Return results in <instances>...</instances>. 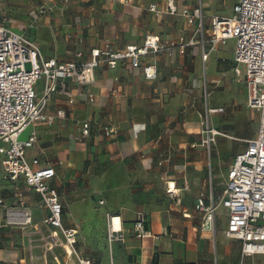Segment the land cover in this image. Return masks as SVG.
I'll return each instance as SVG.
<instances>
[{
    "label": "crops",
    "instance_id": "obj_1",
    "mask_svg": "<svg viewBox=\"0 0 264 264\" xmlns=\"http://www.w3.org/2000/svg\"><path fill=\"white\" fill-rule=\"evenodd\" d=\"M200 1L206 20L220 15L221 0H175L176 14L167 11V0H0V23L27 33L48 59L72 61L82 50L88 60L105 43L122 50L150 35L168 47L146 58L157 67L154 80L129 62L113 70L101 65L89 86L67 80L46 109L52 115L64 110L65 118L35 126L37 142L28 156L55 169L51 185L61 197L63 225L77 231L76 250L92 264H264V255L243 260L241 242L226 236L224 208L213 230L201 227L195 208L202 194L222 196L232 162L221 159L227 140L216 138L213 155L202 145L207 108L224 109L209 120L225 138L251 139L258 131L248 94L239 95L235 79L229 80L233 51L219 46L202 59L201 36L182 14ZM205 84L224 88V97L206 96ZM42 89L40 82L39 94ZM83 122L91 124L88 139L80 138ZM107 124L114 135L104 134ZM0 199V264H79L60 246L47 249L53 229L44 222L48 212L39 194L2 168ZM140 213L146 219L142 239L133 230ZM107 214L121 217L124 242L109 243Z\"/></svg>",
    "mask_w": 264,
    "mask_h": 264
},
{
    "label": "built area",
    "instance_id": "obj_2",
    "mask_svg": "<svg viewBox=\"0 0 264 264\" xmlns=\"http://www.w3.org/2000/svg\"><path fill=\"white\" fill-rule=\"evenodd\" d=\"M70 1L63 0L64 3ZM150 10L156 11V8ZM167 11L177 13L175 0H167ZM182 14L188 25L201 36L199 43L204 62L219 46L235 40L233 72L240 77V66H244L247 104L251 110L259 112L256 136L236 139L244 142L245 148L229 165L222 196L207 198L202 194L197 199L195 208L202 216L201 227L213 230L219 209L224 208L227 211L226 236L241 242L243 260L264 255V0H238L231 16L214 15L208 20L201 1L193 9L183 8ZM184 47L182 45L181 49ZM166 50L168 47L161 43L159 36L150 35L141 44H131L122 50H114L105 43L102 48L91 50L88 60H83V51L77 50L75 60L60 61L45 58L39 44L27 33L14 31L5 22L0 23V168L10 180L22 178L39 194L48 212L44 222L53 229L46 239L48 250L60 246L69 256H75L79 264H92L89 259L81 258L76 250L77 231L63 225L61 197L51 185L56 177L55 169L42 166L38 158L28 156L37 142L35 126H51L57 118H65L64 110L54 115L47 113L52 96L67 80L80 86L93 84L96 70L101 65L113 70L121 62H129L132 68L141 69L147 80H154L157 67L147 63L146 58ZM40 82L43 89L39 94L37 86ZM206 88L205 84L207 96ZM89 101L94 102L93 95H89ZM69 103L74 100L71 98ZM223 112V108H207L201 129L203 146L210 148L219 135H224L215 130L209 120V115ZM103 131L106 136L117 132L111 124L105 125ZM90 136L91 124L83 122L80 138ZM107 223L109 243L124 242L126 235L121 217L107 214ZM133 230L138 238L147 236L144 214H138ZM242 264L252 263L243 261Z\"/></svg>",
    "mask_w": 264,
    "mask_h": 264
},
{
    "label": "rangeland",
    "instance_id": "obj_3",
    "mask_svg": "<svg viewBox=\"0 0 264 264\" xmlns=\"http://www.w3.org/2000/svg\"><path fill=\"white\" fill-rule=\"evenodd\" d=\"M238 2V0H221L218 1V7H219V12L220 15L222 16H231L233 14V9L235 4ZM39 5V4H38ZM42 10V9H41ZM39 8V10L37 11V13H42ZM226 49H228L229 51H233V61H234V47H235V40H230L227 45H225ZM240 69L242 71V75L240 77H236L233 73V71L230 73V76L233 75V77H230L229 80L231 81L232 79H235V81L233 83V90L235 92H237L239 95L242 94L243 92L246 94H248V89L246 87V84L244 83V75H245V68L244 66H240ZM241 80V81H237V80ZM213 92L215 94V96L218 97H224L225 95V90L224 88L221 89H216V90H210L209 88H207V93L210 95L212 94L213 97ZM210 98V97H209ZM249 108V107H248ZM250 109V108H249ZM251 110V109H250ZM253 112V116L250 117L251 119V123L253 124L255 131L257 130L258 124H259V112L252 110ZM222 133V132H221ZM224 134V133H222ZM226 136V134H224ZM224 135H219L218 137L227 140L228 141V146H225L223 148H221V159L222 161H224L225 163L229 164L234 155L239 152L242 151L245 148V143L240 141V140H236V139H229V138H225ZM214 148L215 146L211 145L210 150H211V154L213 155L214 152ZM224 187V178H222V182L220 184V193L222 188ZM62 248V247H61ZM64 249V248H63ZM68 262H73L71 261V259H67ZM77 261V260H76Z\"/></svg>",
    "mask_w": 264,
    "mask_h": 264
}]
</instances>
